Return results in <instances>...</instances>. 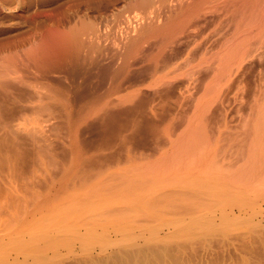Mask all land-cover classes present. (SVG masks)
<instances>
[{
	"label": "rangeland",
	"instance_id": "1",
	"mask_svg": "<svg viewBox=\"0 0 264 264\" xmlns=\"http://www.w3.org/2000/svg\"><path fill=\"white\" fill-rule=\"evenodd\" d=\"M263 25L264 0H0L9 264H264Z\"/></svg>",
	"mask_w": 264,
	"mask_h": 264
},
{
	"label": "bare ground",
	"instance_id": "2",
	"mask_svg": "<svg viewBox=\"0 0 264 264\" xmlns=\"http://www.w3.org/2000/svg\"><path fill=\"white\" fill-rule=\"evenodd\" d=\"M264 26V25H263ZM72 39V38H71ZM72 42V41H71ZM63 43V42H62ZM237 44V43H236ZM235 48V47H234ZM232 50V49H231ZM239 51V50H238ZM45 52V51H44ZM44 52H42V54H44ZM56 53V52H55ZM228 55V54H227ZM45 56V55H44ZM231 56V55H230ZM51 63V62H50ZM4 67V66H3ZM5 68V67H4ZM261 119V118H260ZM202 126V125H201ZM204 126V125H203ZM202 126V127H203ZM204 128V127H203ZM198 129V128H197ZM258 129V128H257ZM201 132V131H200ZM204 132V131H203ZM202 132V133H203ZM193 133V135H194V131L192 132ZM197 133V132H196ZM195 133V134H196ZM202 133H201V135H202ZM198 134H196L195 136H197ZM200 135V134H199ZM198 135V136H199ZM197 136V137H198ZM202 137V136H201ZM201 137H198V138H201ZM197 138V139H198ZM206 138V137H205ZM204 138V139H205ZM259 139V138H258ZM201 140V139H200ZM196 141V140H195ZM202 141V140H201ZM188 142V141H187ZM199 142V144H202L203 143V141L200 143V141H198ZM198 142H196L197 144H198ZM248 142V141H247ZM199 144H198V146H199ZM191 145V144H190ZM194 146V145H193ZM197 146V145H196ZM7 147V146H6ZM202 147V146H201ZM194 148V147H193ZM192 149V148H191ZM206 149V148H205ZM250 149V148H249ZM188 150V149H187ZM192 153V152H191ZM203 153V152H202ZM201 153V154H202ZM205 153V152H204ZM201 154H199V155H201ZM179 156V155H178ZM175 158V157H174ZM10 160V159H9ZM188 160H190L189 158H188ZM180 162V161H179ZM246 165V164H245ZM244 166V165H243ZM213 170V169H212ZM230 172V171H229ZM247 173V172H246ZM166 175V174H165ZM209 175V174H208ZM211 176V175H210ZM209 176V177H210ZM242 176V175H241ZM205 177V176H204ZM214 177V176H213ZM220 177V176H219ZM218 177V178H219ZM244 177V176H243ZM263 177V176H262ZM206 178H208L207 176H206ZM215 178V177H214ZM220 178H222V177H220ZM183 179V178H182ZM225 179V178H224ZM223 179V180H224ZM203 180V179H202ZM216 180H218V179H216ZM229 180V179H228ZM242 180H243V178H242ZM182 181V180H181ZM226 181V180H225ZM247 181V180H246ZM142 182V181H141ZM145 182V181H144ZM143 182V184H145ZM147 182H149L150 183V181H147ZM176 182V181H175ZM178 182V181H177ZM203 182H205V181H203ZM223 182V181H222ZM228 182V181H227ZM226 182V183H227ZM168 183V182H167ZM208 184H205V185H207V189L209 190V191H211V192H213V193H216L217 191H219V193L222 191L220 188H217L216 186H215V180L213 179L212 180V178H208V182H207ZM221 183V182H220ZM134 184H138V183H134ZM201 184H203L202 182H201ZM223 184V183H222ZM221 185V184H220ZM131 187H132V185H130ZM135 186V185H134ZM136 186H138V185H136ZM140 186H142V185H140ZM144 186H146V185H144ZM225 186V185H224ZM205 187V186H204ZM227 187H228V185H227ZM138 188H140V189H142L143 191H149L150 190V187H146V188H144V187H138ZM138 188H137V190H138ZM224 188V187H223ZM229 188V187H228ZM231 188H233V186H231ZM206 189V190H207ZM226 189V188H225ZM234 189V188H233ZM232 189V190H233ZM128 190V189H127ZM136 190V191H137ZM230 190V189H229ZM236 190V188L232 191V192H234ZM139 191V190H138ZM154 191V190H153ZM153 191H152V193H153ZM228 191V190H227ZM236 191H238V190H236ZM236 191H235V193H236ZM241 191V190H240ZM129 192V191H128ZM127 192V193H128ZM130 192H132V191H130ZM129 192V193H130ZM231 192V191H230ZM229 192V193H230ZM79 193V192H78ZM121 193V192H120ZM126 193V194H127ZM135 193V192H134ZM137 193V192H136ZM135 193V195H137ZM142 193V192H141ZM141 193H139L138 192V194H141ZM222 193V192H221ZM220 193V194H221ZM235 193H233V194H235ZM238 193V192H237ZM236 193V194H237ZM143 194V193H142ZM218 194V193H217ZM223 194H226V193H224V191H223ZM233 194H231V195H233ZM128 195V194H127ZM131 195H132V193H131ZM130 195V196H131ZM186 195V194H185ZM214 195V194H213ZM216 195V194H215ZM228 195H230V194H228ZM228 195H226V196H228ZM238 195V194H237ZM240 195V194H239ZM126 196V195H125ZM132 196H134V194L132 195ZM219 196V195H218ZM221 196V195H220ZM219 196V197H220ZM225 195H222L221 197L223 198ZM235 196V195H234ZM242 197L244 196V195H241ZM137 197V196H136ZM231 197V196H230ZM233 197V196H232ZM237 197V196H236ZM90 198V197H89ZM131 198V197H130ZM138 198V197H137ZM142 198V197H141ZM221 198V199H222ZM224 198H226V197H224ZM246 198V197H245ZM249 198V197H248ZM185 199V198H184ZM220 199V198H219ZM218 199V200H219ZM227 199V198H226ZM230 199V198H229ZM242 199V198H241ZM128 200V199H127ZM224 200V199H223ZM236 200H238V199H236ZM153 201V200H152ZM188 201V200H187ZM238 201H241L240 200V198H239V200ZM243 201H245V200H243ZM155 202V201H154ZM183 202H185V201H183ZM193 202V201H192ZM223 202V201H222ZM230 202H231V200H230ZM242 202V201H241ZM88 203V202H87ZM147 203H149V202H147ZM226 203V202H225ZM82 204V203H81ZM84 204V203H83ZM86 204V203H85ZM144 204V203H143ZM91 205V204H90ZM157 207V206H156ZM176 207V206H175ZM149 208V207H148ZM64 209V208H63ZM85 209V208H84ZM151 209V208H150ZM153 209V208H152ZM77 210V209H76ZM83 210V209H82ZM71 211L72 210H70V213H71ZM75 211V210H74ZM78 212V211H77ZM76 212V213H77ZM81 212H84V211H81ZM74 213V212H73ZM72 213V214H73ZM63 214V213H62ZM61 214V215H62ZM67 214V213H66ZM90 214V213H89ZM75 215H77V214H75ZM158 215V214H157ZM52 216V215H51ZM64 216V215H63ZM65 217V216H64ZM63 217V218H64ZM69 217V219H70V215L68 216ZM51 218V217H50ZM67 218V217H66ZM65 218V219H66ZM91 218V217H90ZM208 218V217H207ZM55 219V218H54ZM53 219V220H54ZM74 219V218H73ZM57 220V219H56ZM125 221V220H124ZM239 221V220H238ZM37 222V221H36ZM35 222V223H36ZM61 222V221H60ZM88 222V221H87ZM120 222V221H119ZM240 222H241V220H240ZM240 222H239V224H240ZM247 222V221H246ZM245 222V225L246 224H248V223H246ZM45 223V222H44ZM57 223V222H56ZM69 223V222H68ZM90 223V222H89ZM111 223V222H110ZM214 224H215V222H213ZM212 223V221L210 220V219H206L205 217H201L200 216V218H197V219H193V220H191V222H188V223H186L185 225H183L182 226V233H183V231H185V232H187L188 233V236H190V234L191 235H195V234H197V237H198V233H202L203 235L204 234H206V233H208V232H212L213 230H215L216 229V227H215V225ZM244 223V222H243ZM243 223H241L240 225H242ZM46 224V223H45ZM54 224V223H53ZM52 224V225H53ZM130 224V223H129ZM239 224H238V222L236 221V222H234V223H232L231 225V227H238L239 226ZM16 225V224H15ZM36 226H37V224H35ZM48 225V224H47ZM55 225V224H54ZM91 225V224H90ZM244 225V224H243ZM178 226V225H177ZM247 226V225H246ZM14 227V226H13ZM31 227H32V225H31ZM49 227V226H48ZM56 227V226H55ZM179 227V226H178ZM240 227V226H239ZM249 227H251V225L249 226ZM243 228H246L245 226L243 227ZM252 228V227H251ZM254 228V227H253ZM36 229V228H35ZM38 229L40 230H44V226H41L40 228H39V226H38ZM45 229H47V228H45ZM75 229V228H74ZM135 229V228H134ZM248 229H250V228H248ZM64 230H66V229H64ZM68 230V229H67ZM79 230V229H78ZM130 230V229H129ZM178 230V229H177ZM37 231V230H36ZM49 231V230H48ZM47 231V232H48ZM61 231V230H60ZM104 231V230H103ZM121 231V230H120ZM46 232V233H47ZM64 232V231H63ZM88 232V231H87ZM95 232V231H94ZM124 232H126V230L124 231ZM49 233H50V231H49ZM66 233H67V231H66ZM71 233H73L74 234V230H72V232ZM100 233V232H99ZM107 233V232H106ZM179 233H181V232H179ZM29 234V233H28ZM95 234L96 233H91V235H89V236H92V235H94V236H92V238H91V240L94 242V241H96L97 242V239L99 240V239H101L103 242L105 241V239L103 240V238H104V236H103V234H102V232H101V237L103 236V238H100L99 237V235L98 236H95ZM120 234H121V232H120ZM129 234V233H128ZM134 234V233H133ZM211 234V233H210ZM37 235V234H36ZM36 235L34 234V238H35V240L37 239L38 240V238H39V240H40V237H42V236H40V234H38V238H36ZM44 235H45V232H44ZM54 235V234H53ZM136 235V234H135ZM134 235V237L133 238H135L136 236ZM202 235V237H205V236H203ZM208 235V234H207ZM31 236V235H30ZM40 236V237H39ZM66 236V235H65ZM76 236H77V234H76ZM79 236V235H78ZM106 236V235H105ZM109 236V235H108ZM139 236H140V234H139ZM187 236V237H188ZM200 236V235H199ZM53 237V236H52ZM55 237V236H54ZM53 237V238H54ZM81 237V236H80ZM85 237V236H84ZM83 237V238H84ZM125 237V236H124ZM130 237H131V235H130ZM129 237V238H130ZM131 237V238H132ZM201 237V236H200ZM15 238V237H14ZM34 238L32 237L31 239H32V241H34V242H30V243H19V242H16V243H14L13 245L15 246V245H17V247L19 248V250L21 251V249H23V250H25V251H27L28 253L29 252H32V254H33V251H34V257L35 258H37L40 262H43V261H46V258L45 259H42V256L41 255H47L46 254V252H47V250H48V248H47V246H45V249L47 248V250H45V252H44V248H42L41 249V247H44V246H42L41 245V247L38 245L37 246V243L39 242V241H35L34 240ZM56 238H57V236H56ZM60 238V237H59ZM109 238V237H108ZM128 238V237H127ZM183 238V237H182ZM191 238H192V236H191ZM196 238V237H195ZM12 239V238H11ZM48 239H49V236H48ZM65 239V238H64ZM66 239H68V237L66 238ZM123 239V238H122ZM156 239V238H155ZM20 240V239H19ZM41 240H43V239H41ZM44 240H46L47 242H45V243H47V245H53V246H55L56 245V241H55V239H54V241H53V239L52 240H47V239H44ZM85 240L87 241V242H92V241H90L89 240V237L86 239L85 238ZM124 240V239H123ZM132 240V239H131ZM17 241V240H16ZM29 241H31L30 239H29ZM57 241L59 242V243H61L62 245H64V243H62L59 239H57ZM69 241V240H68ZM70 241H72V239L70 240ZM102 241H100L99 240V244L101 243V246H103L104 244H103V242ZM127 241V240H126ZM133 241V240H132ZM132 241L131 242H129V241H127V243L128 244H130V243H132ZM135 241V240H134ZM8 242H9V240H8ZM12 242H15L14 240H12ZM12 242H11V244H12ZM27 242H28V240H27ZM125 242V241H124ZM123 242V243H124ZM95 243V242H94ZM41 244V243H40ZM58 244V243H57ZM103 244V245H102ZM125 245H126V243H124ZM5 245H6V243H5ZM60 245V244H59ZM120 245V244H119ZM124 245V246H125ZM133 245H134V243H133ZM141 245V244H140ZM154 245V244H153ZM2 247H3V245H1ZM11 246V245H10ZM53 246H52V250H50V251H53L54 249H53ZM57 246V245H56ZM0 248V264H9L10 263V261H9V259L7 258V251H6V254H5V249H3V248ZM16 247V246H15ZM39 247V248H38ZM67 247V246H66ZM88 247V246H87ZM110 247V246H109ZM128 247V246H127ZM132 247V246H131ZM5 248V247H4ZM64 248V247H63ZM84 251L86 250V246H83V247H81ZM89 248H91V246L89 247ZM93 248V247H92ZM88 249V248H87ZM17 250V249H16ZM15 250V251H16ZM42 250V252H44V254H41L40 255V251ZM68 250H70L69 248H68ZM124 250V249H123ZM167 249H162V248H160V249H157V250H148V251H145V250H141V251H137V252H135V253H132V258H133V255H135V256H137L138 258L140 257V258H148L149 257V255L151 254V255H154V256H156V257H158V256H161L163 253H165V252H167L166 251ZM56 251V250H55ZM55 251H53V252H55ZM88 251V250H87ZM87 251H85V254H86V252ZM90 251V250H89ZM88 251V252H89ZM169 251V250H168ZM17 252V251H16ZM35 252L36 253H39V255H37V254H35ZM129 254H131V251L129 250ZM32 254H31V256H32ZM9 255V254H8ZM125 255V254H124ZM30 256V257H31ZM44 257H46V256H44ZM9 258H10V256H9ZM27 258V257H26ZM40 258H41V260H40ZM47 258H48V255H47ZM106 258V257H105ZM130 258V257H129ZM131 258V259H132ZM18 259V258H17ZM16 259V260H17ZM32 259V258H31ZM53 259V258H52ZM117 259V258H116ZM13 260V259H12ZM16 260H14V261H12L11 262V264H14V262L16 261ZM38 260H35V261H38ZM135 260V259H134ZM18 262L19 261H16V264H18ZM39 262V263H40ZM111 262V261H110ZM137 262H139V261H137ZM35 263V262H34ZM19 264H22V263H19Z\"/></svg>",
	"mask_w": 264,
	"mask_h": 264
}]
</instances>
